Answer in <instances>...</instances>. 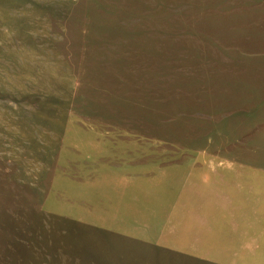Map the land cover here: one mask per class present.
Listing matches in <instances>:
<instances>
[{
    "label": "rangeland",
    "instance_id": "1",
    "mask_svg": "<svg viewBox=\"0 0 264 264\" xmlns=\"http://www.w3.org/2000/svg\"><path fill=\"white\" fill-rule=\"evenodd\" d=\"M226 225L264 230V0H0V264H264Z\"/></svg>",
    "mask_w": 264,
    "mask_h": 264
},
{
    "label": "crops",
    "instance_id": "2",
    "mask_svg": "<svg viewBox=\"0 0 264 264\" xmlns=\"http://www.w3.org/2000/svg\"><path fill=\"white\" fill-rule=\"evenodd\" d=\"M223 228L227 230V232H225L223 237L237 241V244L240 245L239 248L237 249L238 251L236 250L237 255H240L241 250L244 249L245 246H247L246 243H244L245 242L244 239L246 238L247 240H250L249 241L250 244H251V242H253L252 247H253V256H255L254 259H264V230H261L259 234H255L252 237L251 230L245 229V231H244V227H240V225L234 226V228H231V226L226 225V226H223ZM256 237H258V239H260V240L257 241ZM241 239H242V241H241ZM262 244H263V246H262ZM207 248H208V246H207ZM240 256H242V255H240ZM259 256H260V258H259Z\"/></svg>",
    "mask_w": 264,
    "mask_h": 264
}]
</instances>
